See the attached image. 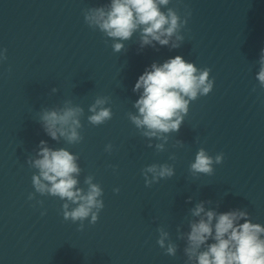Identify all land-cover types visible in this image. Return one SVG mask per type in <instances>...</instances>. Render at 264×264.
Instances as JSON below:
<instances>
[{"label": "water", "instance_id": "95a60500", "mask_svg": "<svg viewBox=\"0 0 264 264\" xmlns=\"http://www.w3.org/2000/svg\"><path fill=\"white\" fill-rule=\"evenodd\" d=\"M108 2L0 0V50L7 49L0 63V264H184L185 241L177 240L176 229L189 230V210L200 201H212L205 207L218 213L247 209L264 225V89L255 78L264 48V0H171L167 7L182 16L191 11L182 46L141 50L137 33L121 53L84 22V9ZM177 55L210 68L214 88L190 104L179 132L157 153L127 113L136 111L139 93L132 89L144 70ZM97 96L110 97L113 117L92 126L88 106ZM65 100L85 110L84 139L76 145L52 140L38 122L42 108ZM41 140L79 155L80 187L86 188L87 175L101 185L105 207L95 225L85 221L77 231L78 222L63 219L58 198L37 193L28 200L38 170L26 159ZM109 143L111 153L105 151ZM201 147L213 157L224 153L211 176L189 171ZM173 153L175 161L169 160ZM152 163L174 165L175 175L145 187L141 169ZM158 227L178 245L175 256L156 243Z\"/></svg>", "mask_w": 264, "mask_h": 264}, {"label": "clouds", "instance_id": "9594fccd", "mask_svg": "<svg viewBox=\"0 0 264 264\" xmlns=\"http://www.w3.org/2000/svg\"><path fill=\"white\" fill-rule=\"evenodd\" d=\"M170 3L171 0H109L106 4L84 9L83 18L89 28L112 40L111 47L115 53L124 51V42L137 33L141 50L146 46L155 48L157 44L178 49L185 42L182 30L188 24L191 11L186 9L182 16L176 8L167 7ZM6 53L7 49L0 50V63L7 60ZM258 63L259 71L255 78L260 89H264V48L260 51ZM210 73V68H198L193 62L177 55L162 64L153 62L138 77L132 89L134 93H139V98L132 105L136 111L128 112L127 117L139 134L147 138V147H154L157 153L166 151L170 135L179 132L190 104L213 91L215 79ZM58 91L55 87L51 89L53 94ZM253 91L256 89L253 88ZM109 104L110 97L97 96L88 106L90 115L87 122L100 126L111 120L112 109L106 106ZM84 115L81 105L65 100L63 106L42 108L38 122L52 140L76 145L84 139L81 134ZM153 140L158 142L153 145ZM177 145L183 146V141L178 140ZM112 149L111 143L105 146L108 153ZM79 159L78 154L64 147L52 148L41 140L35 155L26 159L31 168L38 170L31 177L35 191L27 198L34 200L37 193L58 198L63 201L60 208L63 219L78 222L77 231H83L85 221L90 225L98 222L105 204L103 189L94 182L93 175L85 176L83 183L86 188L79 186L82 173ZM223 159L224 153L213 157L201 147L190 163L189 171L193 176H211L214 165L221 164ZM169 160H176L174 153ZM109 167L116 170L113 165ZM141 174L145 187L150 188L162 179L173 177L175 169L169 163H152L142 168ZM119 191V188L113 189L114 193ZM191 200L192 197H189L187 202ZM36 203L43 206L44 201ZM205 204H212V201H200L189 210L192 219L187 220V232L181 230L182 225L177 226V240L185 241L184 264H264V225L253 222L247 209L218 213L212 208L206 209ZM157 232L156 243L164 254L175 256L178 245L171 239L169 231L158 227Z\"/></svg>", "mask_w": 264, "mask_h": 264}]
</instances>
